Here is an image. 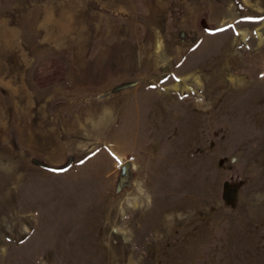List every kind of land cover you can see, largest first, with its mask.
Wrapping results in <instances>:
<instances>
[{
    "label": "rangeland",
    "instance_id": "1",
    "mask_svg": "<svg viewBox=\"0 0 264 264\" xmlns=\"http://www.w3.org/2000/svg\"><path fill=\"white\" fill-rule=\"evenodd\" d=\"M0 264H264V0H0Z\"/></svg>",
    "mask_w": 264,
    "mask_h": 264
},
{
    "label": "water",
    "instance_id": "2",
    "mask_svg": "<svg viewBox=\"0 0 264 264\" xmlns=\"http://www.w3.org/2000/svg\"><path fill=\"white\" fill-rule=\"evenodd\" d=\"M125 170H126V165L123 164V165H122V174H124Z\"/></svg>",
    "mask_w": 264,
    "mask_h": 264
}]
</instances>
